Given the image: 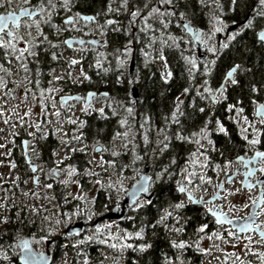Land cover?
I'll use <instances>...</instances> for the list:
<instances>
[{
  "label": "flooded vegetation",
  "instance_id": "flooded-vegetation-1",
  "mask_svg": "<svg viewBox=\"0 0 264 264\" xmlns=\"http://www.w3.org/2000/svg\"><path fill=\"white\" fill-rule=\"evenodd\" d=\"M245 1L246 3L243 8L242 2ZM41 3L42 0H28V4H25L24 0H11L9 6L7 0H5L4 7H0V15H19L21 7L29 8L30 11H35L36 6ZM54 3H56L58 7L48 23L41 21L39 14L33 16L31 20L27 16L20 15L19 21L16 25L9 23L6 31L0 33V36H3L5 40L9 39L6 35L7 31H13L14 34L19 33L22 39L13 41V43L16 44L17 50L23 48L25 41L32 44V40L29 39L28 33H31V37L36 41H40L39 43L34 44L29 50L30 52H33L34 55H30L29 51H25L23 56L19 59H17L16 54L13 53L10 48L7 50L9 53L7 56L5 55V49L0 48V79L4 81L3 87H0V125L5 122V120H10L14 129L10 142L7 146L5 145L3 147L5 154L3 156L4 167L2 169L4 170L3 176L0 175V205L3 206L0 207V214L3 209H5L3 212L8 214L11 218V224L17 218H26L29 225L35 223L37 232L42 236L48 232V236H50L49 239H40L38 237L41 242L42 240L44 241L40 253L46 251L48 248L54 255L55 250L62 246V248H75L80 255L83 244H89L90 246L96 247L94 254L101 259V262L97 264H103L107 255L112 259L111 254L120 253L124 249L122 251L119 248L113 250L107 244H100L94 237L96 227L101 226L103 235L100 239H106L109 232L121 236L124 231H128L124 230V221L132 216V208L129 209L127 216L121 220H104L96 223L95 221L98 217L107 214L114 208L121 209L122 207L121 202L124 198V194H118L116 190L109 188L103 192L104 196L99 199V202H97L98 204L96 202L94 203L95 205L93 204L91 211H84L82 214L73 215L75 212L65 210L64 203H72L74 201L79 203L81 202L80 199L83 198L87 201H91L92 198L98 199L100 183H93L90 182V180L82 182L79 181V176L77 177V180H74L73 182L68 181L66 184L61 183V181H64L63 174H67L69 166L73 167L75 172L82 171V169H88V173H95V175L97 172L108 170L109 172L108 174L105 173V176L107 178L110 177L117 179V175L113 172V169H116V167H110L107 163L100 166L101 158H103L104 161H109L111 160L112 150H115L118 153H123L124 147H122L123 141L120 137H116L115 139L111 138V144L109 146L101 143L92 144L85 142L83 135H81V133L83 134V129L80 121L85 123L87 117L92 115L95 116L94 118L96 119H103L102 116H104L107 109L109 112L111 110L112 113L115 111L116 114L114 115V121L118 123L123 117L128 124L126 127L122 128L118 123L119 127L114 131V136L117 132H124L130 128L131 130L128 135L129 142V140L136 137V133L130 125L128 114L124 112V108L131 107L133 109L132 113H135L136 111L139 90L137 89V100L130 98V92L132 87L136 86L135 82L138 68L143 67L142 59L157 61V56L159 55V50H157V48L162 45L173 46L172 41L169 39V35L180 37V39L175 41L176 45L194 47L195 49L196 42L190 34L183 31V25L187 22L190 23L192 27L200 29L203 33H208L214 23L213 17H219V19L224 22L225 27L223 32L216 33L213 37V41H210L209 43L215 42L218 44L223 41L228 43L229 46L239 45L246 41L249 42L246 35L253 32V35L255 36L254 43L264 46V42H261L258 39V33L264 30V19L256 17L255 15L254 10L259 7L258 0H236L235 4L232 3V0H173L171 7L175 9V14L171 17L167 14L160 17L155 13L152 16H148V11L153 5L160 9V11H165L170 7L167 4L162 5L158 3L157 0H127V4L124 7H121V0H111L110 4L109 0H70L67 11L64 8L59 7L61 0H54ZM145 3H147V8L144 7ZM217 4L219 5V8L217 7ZM109 7L112 11H106ZM135 10H140V15L133 20L130 13ZM180 12L184 13L183 20L180 19ZM77 13L81 14V16H93L95 19L94 21L79 20L76 16ZM69 16L73 17V23L76 24V28L80 29L79 31L72 29L70 24L64 23L65 19ZM145 16L148 17L146 20L143 19ZM248 18L253 19V28L241 31L240 28L243 25V22ZM44 19L47 20L48 17L45 16ZM109 19L113 20V24L104 26L105 21ZM160 20H164L165 23L168 24V27L164 28L160 23ZM32 21L39 22L40 30L44 34L43 36H37L35 27H29V24H31ZM98 24L104 26L102 31L98 29ZM145 24L150 27L145 28ZM236 24L239 26L233 30L232 28H235ZM52 25H56L60 31L57 33V28H53ZM116 29L119 30L117 31ZM231 33L238 34L229 42L227 41V34ZM44 37H46V39ZM69 39H75L77 41L72 43V46L69 47L67 44L63 43L64 40ZM81 40L84 41L83 44L78 43V41ZM91 41H95V43H91ZM185 41H187V43H185ZM111 45H121L123 48H120V50L112 55L107 48ZM147 46L152 47L155 54L150 56L147 55L146 57L145 53L140 54L136 49V47ZM125 49H128V51L125 52ZM225 49L218 52L214 63L208 64L210 71L207 79L209 81V87L213 89L223 82V77L230 67L233 65H239L238 63L232 64L229 62L223 64L221 62ZM203 50L206 54L201 60L198 58L196 49L195 52L190 50V52L185 54L197 59V69L193 73V79L191 82H189L188 79L189 72L186 70L185 85L174 97L173 108L176 106V100L178 97L179 100L182 101L179 107L180 111L183 112V115L186 110L203 108L210 119L209 122L211 123L210 125H207V127L211 129L209 139L212 140L213 144L208 145L207 141H202V143L207 149L206 154L209 156L210 161V166L204 170V173L211 177L212 182L210 184L206 183L202 185L206 191L197 190L193 195L194 198L198 200L203 197L204 201H211V204L188 202L183 195L176 191L178 186L177 182L174 185V190L178 196V200L185 201V207H194L200 212L201 220L204 224H207L208 227L205 229L204 233H197L196 229L198 227L195 230L188 232L191 235L193 234L192 239L193 243H195L194 250H191L192 248L187 249L186 247L184 249L172 248L173 250L170 252V256H168L167 253L163 257L164 260L162 264H167L168 258H171L172 264H176L175 258L178 254L184 264H191V261H195V259L198 260L199 264H203L205 256L204 252L199 250L202 249L201 239H199V237H208L213 230H220V226L215 224L214 218L210 213H207L205 209L211 205L220 204L222 210H224L225 213H228L231 218L234 216L246 217L251 208L248 196L251 195L252 197H255L258 191L257 189H254L249 193L247 189H241L240 181L244 179L242 174L236 175L231 184H229L226 174L223 171H212V165L216 163L222 164L224 159L234 161L237 155L245 156V158L252 155V150L247 146L246 141H244V147L242 150L236 149L232 154L228 153L227 155L222 151L220 153L218 150L217 152L220 154L217 157V152L213 150L215 147L213 136L219 135L226 137L230 134V128L234 130L235 127H237L239 136L246 134L251 138V129H248L247 133H242L241 129L244 128V125H238V123H234L230 118L235 115V112L234 109L231 112L228 111L227 105L233 104L234 106L242 107L244 109L243 115L247 116L250 121H256L255 127L260 133V138L262 140V143L257 145V148L264 150V125H261L259 123V118L253 115L255 106L252 103V100H255L258 104L264 103V91L262 93L250 92V94L246 96L242 90H234V88L238 87L242 82L239 75V73L241 74L242 69L238 68L237 72L234 73V78L237 79L238 83L236 85L228 84L225 92L226 98H221L214 106L211 105L210 102L202 100L196 95V92L200 91L203 93V80L205 79L203 70L205 63L212 60V54L208 53L204 46ZM118 57L122 63H118ZM112 58L115 60V66L117 67L114 78L111 76V63L109 62ZM132 58L135 60V71L133 77H130L129 64ZM71 60L78 61V63L70 64L69 61ZM183 62L187 69L188 65H186L184 60ZM21 64L25 65L27 71L20 67ZM84 75H87V80L84 79ZM54 77L61 78L57 80L54 79ZM123 84L126 85V88H128L127 85H129L130 88L128 93L124 95L116 92ZM185 87L189 89L187 94H184L182 91ZM49 89L52 91H48ZM89 92H94L96 94L91 98L90 107L84 104L83 99L77 100L74 98L67 103L61 101V97L64 96L76 95L77 97L83 98L86 97ZM41 99H43V108L41 105ZM237 101H240V103L237 104ZM55 103L59 105V115L57 117L59 118V116H61V124L67 126L65 133L59 132V121L55 119L54 116L47 117L48 114L46 112L51 110ZM189 105H191V107ZM32 108H41L46 111L42 114L41 126L44 133L41 135H35L28 129V126L32 124ZM77 108H86V111L81 110L75 112ZM101 108L103 109V115L98 111V109ZM25 112H27L28 115H25ZM183 115L178 114L179 120ZM19 116L22 118L17 121ZM69 119L75 121V123H69ZM217 119L220 120L222 125H224L222 119L228 124L227 126H223L226 129L227 135L217 130L215 124ZM237 120H239V117H237ZM18 125L19 131L16 132ZM172 126V140L176 141L177 139L174 134L176 131H180V129H178L175 123H172ZM29 133H31V135H29ZM189 134L190 133H186L182 135ZM75 136H79L80 139H73ZM101 145L108 149V151L99 152L94 150ZM23 146H25L28 151L30 162L26 159ZM205 148L200 149V151L203 152ZM92 149L97 155H100V160L92 157ZM193 151H195V146L193 147V150L187 153L185 160L179 164L177 168V181L182 179L181 169L188 166L186 162H190L192 159L190 153ZM53 153H55V155H53ZM200 159L202 160L203 158L200 157ZM30 164H35L37 166L38 170L36 174L32 173ZM13 165L15 166L13 167ZM235 166L236 165L234 164L233 167ZM57 169H59V174L53 178L52 173ZM156 169L162 168L157 166ZM189 170L196 172L197 175L193 178V183H198L200 169L198 167H191ZM240 171L242 173L243 169L241 168ZM227 175H232L231 168ZM255 175L257 179H264V177L259 176V173H256ZM34 176H37L36 182H34ZM92 177H94V175L89 174L86 176V179ZM218 183H222L223 188L225 189H230L234 185L239 186V189L241 190L237 191L235 195L238 198L242 195L241 198L243 199L241 201L238 199L236 202L237 207L240 208L238 211L229 212L227 201H221L220 199L211 200L213 198V193L217 191L215 185ZM45 184H51L52 187L46 188L44 187ZM35 190L38 191V194L34 193ZM26 193L27 195H25ZM114 193L118 196L121 195L119 200L113 197ZM34 195L42 197V200L46 202L44 203L46 211L47 207H49L50 210L49 202L54 205L53 208L51 207V213L48 211L45 212V214L48 213V215L43 214L37 221H33L31 218ZM220 196H223V192L220 193ZM2 197L4 199L3 202ZM78 203H75L76 207L79 205ZM245 203H249V208L240 207ZM16 210H19V216L13 214ZM40 210L42 211V208ZM52 212L55 213V215H58L56 217L57 220L60 218L65 219V214L71 215L69 222H63V228L61 231L55 229V227H58V223H51L52 218H54ZM92 212L97 213V215H93ZM173 215H179L180 217L179 210L173 212ZM45 217H47V219H45ZM18 221L19 220H17V222ZM256 221L257 223H260L261 228H264V215L257 217ZM75 222L83 223L82 232L77 236H67L65 233L66 226ZM184 222L185 219L181 216L177 225H173L170 220L168 226L169 228L174 226L183 227ZM6 224H9V222ZM17 224L20 225L21 223H15L12 226ZM104 225H108L109 227L104 228ZM159 225L160 224H157V226ZM223 229L232 230V228L227 225H223ZM167 232L171 234V239H173L175 234L177 235L174 231ZM25 234L24 231L21 233V235L26 236ZM246 235H251L257 245L245 247V244H242L240 250L235 251L236 253H228L226 264H231L233 257H235L234 264H241V262H243V264H262L258 251H264V244L260 242V238L256 231L241 234L240 239L234 241L241 244L246 241L244 239V236ZM221 236L224 241L231 238L228 237L227 232L223 230H221ZM86 237H93V239L88 240ZM21 238L24 237H20L19 239ZM18 240L15 243H17ZM174 240L179 242L183 239L178 236ZM59 241L61 243H59ZM186 242L189 241L187 240ZM111 243L118 242L109 240V244ZM122 243H124V241H122ZM3 250H5V253H13V255L16 252L15 248L9 246L7 243L0 245V255H3ZM253 250L257 251L254 252ZM13 255L8 259L0 256V264H11L13 261ZM16 257L18 262V251ZM124 264H127L126 261H124ZM210 264L219 263L218 261H213Z\"/></svg>",
  "mask_w": 264,
  "mask_h": 264
},
{
  "label": "trees",
  "instance_id": "trees-1",
  "mask_svg": "<svg viewBox=\"0 0 264 264\" xmlns=\"http://www.w3.org/2000/svg\"><path fill=\"white\" fill-rule=\"evenodd\" d=\"M245 3L246 1L242 2L243 8ZM246 37L249 39V42L246 41L243 44L227 47L223 52L221 62L223 64L229 62L232 64L238 63L240 65L239 68L242 69V72L241 74L239 73V75L242 82L238 87H235L234 90H242L246 96H248L251 92L252 85L257 86L258 93L264 91V46L254 43L255 36L253 35V32H250ZM107 48L109 53L113 55L116 51L120 50V48H123V46L111 45ZM136 49L140 54L147 53L149 56L155 54V51L150 46L136 47ZM157 50H159V54L162 53L164 55L165 60L161 61L158 58L157 61L142 59L143 67L138 68L136 76L135 85L139 90V99L137 101L135 113H132L131 116L128 115L130 125L134 129L136 137L127 142V146L124 147L123 153H120L116 157L111 156V160L115 161L116 169H113V172H115L116 175L117 172L121 170L122 166L128 165V167L123 168L125 188L129 187L137 179L138 174L141 172V167L144 164H149L151 167L150 174L152 176L150 191L154 193V197L152 200L148 201L147 204H144L141 208L133 211L131 219L124 221V230H128L129 232L138 230L143 226L145 228V238L143 240H137L135 238L125 240L124 243H131L133 247L126 248L123 251L121 250L122 252L120 253L111 254V262L113 264L120 258L123 260V263L126 261L127 264H162L164 260L163 257L167 253V255L170 256V252L173 250L169 241L174 240L178 236L184 241L188 240L190 242H187L186 244L187 249L192 248L191 250H194L195 243H193L192 239L193 234L191 235L188 232L195 230L201 224H204L201 220L200 212L196 208H187L185 206L179 209L180 217L183 216L185 219L183 226L184 231L177 235L175 234L173 239H171V234L167 232L162 224L157 226L156 223L159 217L163 214V209L167 208L169 204L179 201L174 190L178 175L177 168L179 164L185 160L187 153L193 150L194 147L190 142L172 140V123L166 126V133H163L160 136H158L157 133L162 126H165V117L171 115L174 106V97L181 91L186 82V67L182 56L187 52H190V50L195 52V49L194 47L182 45H178V47L162 45L157 48ZM109 62L111 63V76L114 78L117 69L115 66V60L112 58ZM165 62L168 64V71L172 73V77L168 79L167 83L161 80V67ZM127 87L128 88L123 84L116 92L122 95L127 94L130 89L129 85H127ZM126 98L128 99L127 96ZM206 114V111L201 112L198 108L186 110L182 118H180V124H176V126L180 129L182 134L196 132L200 127L204 126L205 120L209 122L210 119L208 118V114ZM145 116L148 118L147 123L141 128V123ZM94 117L95 116L93 115L88 116L85 123L82 125L85 142L92 144L101 143L109 146L111 144V138L114 137V131L119 127L118 123L114 121L115 117L112 111L110 110L109 112L107 109L104 116H102L103 119H96ZM210 123L211 122H209L208 125H210ZM222 123H224L222 126L228 125L224 119H222ZM43 133L44 131L42 128H37L35 131V135H41ZM229 133L230 134L226 137L219 135L213 136L215 141L214 149L216 152L219 150L220 153L222 151L227 155L228 153L232 154L236 149H243L245 140L238 135L237 127H235L234 130L230 128ZM163 135H169L170 137V140L168 141L169 148L163 152H159L156 142L158 139H162ZM145 136L148 139L147 144L144 142ZM133 149L135 150L136 155L141 157V159L134 165L130 164V161L133 159ZM220 153L217 152L216 156L218 157ZM173 160L175 163H172ZM157 166L166 169V171L161 172L162 169H156ZM133 168L138 169V174L133 173ZM85 170L86 169H82V171L74 172V175L77 177L79 176V181L82 182L90 180V182L94 183V181L99 180L98 199L92 198L91 201H87L83 198L80 199L81 202L79 203L77 201L64 203L65 210L70 212L74 211L77 215L82 214L84 211H91L93 204L99 202V199L104 196L103 192L109 189V182L115 184L117 180L105 176V173L108 174V170L97 172L94 177L86 179V176L89 174H87ZM157 172H161L159 180L156 179ZM169 173H171V175H169ZM111 189L115 190L114 188ZM113 197L117 200L120 199V196L116 195V193L113 194ZM75 203H78L79 205L76 207ZM80 209H83V211H80ZM13 214L19 216V210L14 211ZM92 214L97 215L95 212H92ZM169 222L170 220L166 221L167 224H169ZM15 223L21 224L12 226ZM150 224L152 227H148ZM23 231L26 233V236L21 235ZM48 235L49 233L46 232V234L42 236L37 232L35 223L29 225L26 218H21L18 222L17 220L14 221V223L12 222V224L10 222L0 231V245L7 243L9 246L13 247L12 245L20 237H45L46 239H49L50 236ZM60 241L59 243L62 242ZM141 243H147L150 246L143 251H140L137 246ZM95 249V246L93 247L89 244H83L81 254L79 255L75 248H58L53 255V264H58V258L63 253L68 256L65 264H84L83 257L85 255L89 258V264L100 263L101 259L94 254V251H96ZM191 262V264H199L196 259ZM11 264H18L16 254L13 255V261Z\"/></svg>",
  "mask_w": 264,
  "mask_h": 264
},
{
  "label": "snow or ice",
  "instance_id": "snow-or-ice-1",
  "mask_svg": "<svg viewBox=\"0 0 264 264\" xmlns=\"http://www.w3.org/2000/svg\"><path fill=\"white\" fill-rule=\"evenodd\" d=\"M158 3L160 4H167L170 7L168 9H166L165 11H160V9H158L157 7H155L154 5L152 6V8L148 11V16H152L154 13L157 14L160 17L165 16L166 14L168 16H173L175 14V9H173L171 7V5L173 4V0H157ZM7 3L11 4V0H7ZM25 4H28V0H24ZM111 3V0H109V4ZM232 3L235 4L236 0H232ZM5 4V0H0V7H4ZM69 4H70V0H61V3L59 5V7L64 8L66 11L69 8ZM127 4V0H121V7H124ZM258 4L259 7L258 9H255V15L256 17L262 18L264 19V0H258ZM58 5L56 3H54V0H42V3L37 5L35 8V11H30L29 8H23L21 7L19 10V15H0V33H4L9 25V23H11L12 25H16L19 21V16H27L30 20L33 16H36L37 14H39V18L41 21H43L44 23H48L51 20L52 15L54 14V12L56 11ZM145 8H147V3H145L144 5ZM217 7L219 8V5L217 4ZM106 11H112V9L109 7ZM131 17L133 20H135V18L137 16L140 15V10H135V11H131L130 13ZM45 16L48 17L47 20H45ZM77 18L79 20H83V21H94V17L93 16H88V15H83L81 16V14L77 13L76 14ZM180 19H184V13L180 12L179 13ZM148 17L145 16L143 17V19H147ZM214 23L213 26L210 30V32L208 33H203L200 29L198 28H194L190 25V23H185L183 25V31H185L186 33L190 34L191 37L193 38V40H198L202 46L205 47L206 51L210 54H212V60L209 62L205 63V67L203 70V74L205 76V79L203 80V93H201L200 91L196 92V95L199 96L202 100H206L208 102H210L211 105H215L216 103H218V101L221 98H226L225 97V92H226V88L228 86V84L230 83L231 85H236L238 83L237 79L234 78V73L237 72L239 65H233L232 67H230L226 74L223 77V82L216 88H211L209 87V81L207 79L208 73L210 71V68L208 67L209 63H214L215 62V57L218 54V52L222 51L223 49L227 48L229 45L226 42H219L218 44L213 42V43H209L210 41H213V37L215 36L216 33H221L224 30V22L221 21L219 19V17H213ZM65 24H70L72 29H75L77 31H79L80 29L76 28V24L73 23V17L69 16L65 19L64 21ZM160 23L164 26V28L168 27V24L165 23L164 20H160ZM113 24V20L109 19L105 21V25H110ZM101 25H97L98 29H100L102 31L103 27ZM254 26V21L252 18H248L246 20V22L241 26L240 30L243 31L244 29H250L253 28ZM29 27H35L36 29V33L37 36H43L44 34L41 32L40 30V25L39 22L37 21H32L31 24H29ZM53 28H57L56 25H52ZM145 28L150 27L149 25L145 24L144 26ZM117 31L119 29H116ZM60 31L59 28H57V33ZM238 33H231V34H227V41H232L235 37V35H237ZM6 35L9 39L5 40L3 36H0V48H4L5 49V55L7 56L8 53V49L10 48L12 50L13 53L16 54L17 59L21 58L23 56V53L25 51H29L30 48L36 44L39 43L40 41H36L34 38L31 37V33H28L29 39L32 40V44H29L28 41L24 42V46L23 48L17 50L16 44L13 43V41L15 40H20L22 39V37L19 35V33L14 34L13 31H7ZM206 37V39H205ZM46 39V37H44ZM258 38L259 41L264 42V30L260 31L258 33ZM169 39L172 41V45L178 47V45L175 44V41L177 39H180V37H174L169 35ZM64 44H67L69 46H71L70 41L69 40H64L63 41ZM79 44H83L84 41H78ZM91 43H95V41H91ZM185 43H187V41H185ZM128 49H125V52H127ZM30 55H34L33 52L29 51ZM147 53H145V56L147 57ZM55 58V57H54ZM157 58L161 61L165 60L164 55L161 53L157 56ZM183 60L185 61L186 65H188V68L186 69L189 72L188 75V79L189 82L192 81L193 79V73L196 71L197 69V59L194 57H190V56H183L182 57ZM118 63H122V61H120V58H117ZM70 64H75L78 63V61L75 60H71L69 61ZM21 68H24L25 71H27V68L25 67L24 64L20 65ZM172 76V73L170 71H168V64L165 62L162 64L161 67V80H163L165 83L168 82V79ZM61 77H54V79H60ZM84 79L87 80L88 77L87 75H84ZM38 83V82H37ZM4 85V81L2 79H0V87H3ZM199 87V86H198ZM27 91V90H26ZM48 91H52L51 89H49ZM184 94H187L189 92V89L187 87H185L183 90ZM258 91V88L256 85H252L251 86V92L252 93H256ZM95 93L89 92L87 94L86 97H75V99L80 100L83 99L84 104L88 107H90V103H91V98L93 96H95ZM106 96V94H105ZM35 99V98H34ZM64 98L61 97V101H63ZM180 103H182V101L179 100V98L177 97L176 100V106L175 108L172 109L171 111V115L169 117H165V126H162L157 135L160 136L163 133L167 132V125L171 124V123H175L177 125L180 124V120L178 118V114L179 115H183V112L180 111ZM240 101H237V104H239ZM253 105L255 106L254 108V116H258L259 117V123L261 125H264V103H257L255 100H252ZM41 105L43 108V99H41ZM110 106V105H109ZM191 107V105H189ZM53 107H55V105L53 104ZM234 109L235 115L230 117L234 123H238L239 124H243L244 128L241 129L242 133H247L248 129H251V138L248 137V135L246 134H242L241 138L243 140L246 141L247 146L252 150V155L248 158H245V156L242 155H237L235 157V160H228V159H224L223 163H216L214 165H212V171H217V170H221L226 174V178L229 184H231L233 178L236 175H240L242 174L244 179L242 181H240L241 184V189H247L248 192L250 193L252 190L257 189V195L255 197H252L251 195L248 196V201L250 202L251 208L249 211L248 216L245 217H232V219H229V217L225 214V211L222 210L221 205L220 204H215V205H211L209 207H207L205 209V211L207 213H210L211 216L214 218L215 224L220 226V230H213V232L208 235L209 239H215V240H221L223 239V237L221 236V230L226 231L227 232V236L228 237H232L234 238V240H239L240 236L238 234L240 233H251L253 229H255V231L258 233L259 238H260V242L264 243V228H261L260 223H257L256 218L264 215V179H257L256 177V173H259L260 177H264V150H260L259 148H257V145H260L262 143V140L260 138V133L258 132V130L255 127V120L250 121L249 118L245 115H243L244 113V109L242 107H238V106H234L233 104H228L227 105V110L228 111H232ZM82 111H86V108H82ZM98 111L103 115V109H98ZM199 111L203 112L204 109L203 108H199ZM124 112H126L129 116L132 115L133 109L131 107H126L124 108ZM115 111H113V115H115ZM25 115H28L27 112H25ZM53 115L58 116L59 112L56 111L53 113ZM237 117H239V120H237ZM147 117L145 116L143 118V121L141 123V128L144 127L145 123H147ZM69 123H75V121L69 119L68 120ZM118 123L120 124V126L126 127V125L128 124V122L122 117ZM208 121L205 120L204 122V126L200 127L198 131L196 132H192L189 135H182L181 131H176L175 132V137L177 140L180 141H185V142H190L192 144H194L195 146V151L190 153V156L192 157V159L190 160V162H186V164L188 166L184 167L181 169V174H182V179L177 181V188L176 191L178 193H180L181 195H183L186 200L188 202H196V203H200V204H211V201H204L203 197L200 198L199 201H195L194 200V192L199 190V191H206V189H204L202 187V185L208 183H211V177L207 176L204 173V170L206 168H208L210 166V161H209V156L206 154L207 149L205 148L204 144L202 143V141H207L208 145H212L213 142L211 139H209V133L211 131V129H209L207 127L208 125ZM81 126L83 125V121H80ZM216 124V128L219 132L224 133L225 135H227L226 129L222 126L220 120H216L215 121ZM131 129L129 128V130L124 131V132H117L115 134V136L113 137V139H115L116 137H120L122 138V147H126L127 146V142H128V135H129V131ZM29 135H31V133H29ZM81 135H83L81 133ZM73 139L79 140L80 137L79 136H75L73 137ZM170 140L169 135H163L162 139H158L157 140V149L159 152H163L166 149L169 148V143L168 141ZM144 142L145 144L148 143V139L145 136L144 137ZM0 147H3V145H0ZM205 148V150L203 152L200 151V149ZM75 150V149H73ZM96 151L99 152H104V151H108V149H106L103 145H101L98 149H94ZM213 150L215 151V149L213 148ZM120 153H118L115 150L111 151V155L113 157L118 156ZM53 155H55V153H53ZM132 156L133 159L130 161V164H135L137 161H139L141 159L140 156L136 155L135 150L133 149L132 152ZM200 157H202L203 159L201 160ZM107 163L110 167H114L115 166V161L109 160V161H104L103 158H101V165L103 166V164ZM172 163H175V161L173 160ZM236 165L235 167H233V165ZM15 165H13L14 167ZM124 167H128V165H124L122 166L121 170L119 172H117V181L115 182V184H113L112 182H109L108 187L109 188H114L117 193H123L124 195H127L129 197V199H131L133 201V208L132 210L135 211L136 209L141 208L144 204H147L148 201L143 199L142 197H140L141 193H146L149 191L150 187H151V179L149 177L146 176H141L140 179L134 183L132 185V189L131 191H129L128 189H126L123 185H124V177H123V168ZM191 167H198L200 169V175L198 177L199 182L198 183H193V178L196 177V172L195 171H191L189 170ZM231 168L232 171V175L228 176L227 173L229 172V169ZM243 169L242 173L240 171V169ZM33 170H35L34 166H33ZM134 174H138V169L133 168L132 169ZM166 171V169H162L161 172ZM75 172V169L71 166L68 167V172H67V177H70L71 175H73ZM86 173H88V170H85ZM161 172H157L156 173V179L159 180L160 176H161ZM59 174V169H57L56 171H54L52 173L53 178H55L56 175ZM88 174H92L95 175V173H88ZM169 175H171V173H169ZM47 178V177H46ZM35 182V179H34ZM68 182V180H64L61 181V183L66 184ZM95 183L99 184L100 181L96 180L94 181ZM44 187L46 188H51L52 185L51 184H45ZM216 188V192L213 193V198L214 199H220L221 201H227L228 197L231 195H235L237 191H240L241 189H235V190H230V189H225L223 188V184L222 183H218L215 185ZM223 192V196H220V193ZM27 195V193L25 194ZM138 197H140V199L138 200ZM184 200H180L177 201L175 203H171L168 205L167 208L162 210V215L159 217V219L156 221L157 224H162L163 227L167 230V231H174L177 234L181 233L184 231V228L182 226L179 227H172L169 228L168 224L166 223V221L171 220L173 225H177L179 222V215H173V212L178 211L179 209L184 207ZM3 205H0V207H2ZM237 205H233V204H229L228 205V211L231 212L232 208H236ZM240 207L243 208H249V203H245L243 205H241ZM33 211L35 212V209H33ZM80 211H83V209H80ZM76 213H73V215H75ZM67 215V214H65ZM45 219H47V217H45ZM129 219H131V217H129ZM235 221V223H234ZM0 222L6 223L7 220L4 217H0ZM56 223H59V221H56ZM228 224V225H232L233 229L232 230H225L223 229V225ZM104 228H108V225H104ZM148 227H152V225H148ZM208 227L207 224H201L197 229L196 232L197 233H204L205 229ZM119 231V229H118ZM103 235L102 231H101V226H97L95 229V233H94V237L95 239L100 243V244H107L110 248H112L113 250H117L118 248L120 250L126 249V248H132L133 245L131 243H122V241L125 240H129V239H137V240H143L145 238V228L143 226H141L138 230L132 231V232H128V231H124L123 234L121 236H117L111 232L108 233V236L106 239H100V237ZM203 236H200L199 239H203ZM40 239H45V237H41ZM86 239L90 240L93 239V237H86ZM244 239L246 241H248L249 243L245 245V247L250 246L251 242H252V237L251 235H246L244 236ZM109 240H113V241H117L118 243H111L109 244ZM171 244V247L173 249H184L186 247L187 242L184 240H181L179 242H176L175 240H170L169 241ZM227 242V241H225ZM197 244H198V240H197ZM13 247H19L20 249V260L22 262V264H36V257L32 251V249L29 247V241L27 239H19V241L17 243H14L12 245ZM150 245H148L147 243H141L139 244L137 247L139 248L140 251H143L144 249L148 248ZM234 246V245H233ZM202 252L207 251L206 249H199ZM260 258L262 260V264H264V253L260 254ZM5 259H7V257H5ZM176 264H184V262L180 259V255L178 254L176 256ZM239 259V258H237ZM84 264H89V258L87 255L84 256ZM167 264H172V260L171 258H168L167 260ZM241 264H243V262H241Z\"/></svg>",
  "mask_w": 264,
  "mask_h": 264
},
{
  "label": "rangeland",
  "instance_id": "rangeland-1",
  "mask_svg": "<svg viewBox=\"0 0 264 264\" xmlns=\"http://www.w3.org/2000/svg\"><path fill=\"white\" fill-rule=\"evenodd\" d=\"M54 105H55V107L52 106V109L48 110L47 112L45 111V109L32 108V110H31V113H32L31 122H32V124L28 126V129L30 130L31 133L35 134V131H36L37 128H42V126H41L42 114L45 113V112L48 114L47 115L48 118L50 116H54V118L59 121L58 130H59L60 133H62V132L65 133L66 132L67 126H64L63 124H61L62 123V117L59 116V118H58L56 115H53L54 112H56V111L59 112V105L56 104V103ZM81 110H82L81 108H77L75 110V112H79ZM21 118L22 117L19 116L17 121H19V119H21ZM4 123H7V124H4ZM18 131H19V125L17 126V131L16 132H18ZM13 132H14V129H13L12 122L10 120H5V122L1 123V125H0V145H3V147L5 145L7 146L8 143L10 142V139H11V137L13 135ZM3 147H0V170H1L0 175L1 176H2L3 170H4V169H2L4 167L3 156L5 154V150H3ZM116 147H117V145H116ZM118 148H119V146H118ZM92 157L95 158V159H99L100 160V155H97V153H95L93 151V149H92ZM138 176H139V174H138ZM63 179L64 180L67 179L69 182H73L74 180H77V176H75L73 174V176L71 175L70 177H67V174H63ZM128 182H129V180H128ZM211 182H212V180H211ZM128 188L129 187H126V189H128ZM235 189H239V186L234 185L232 188H230V190H235ZM34 193L38 194V191L35 190ZM120 194H122V193H120ZM241 197H242V195H240L239 198L236 195L229 196L228 200H227V207H228L229 204L236 205V202L238 201V199H240V201L243 199ZM3 201H4V199L2 197V202ZM44 203H46V202H44V200H42V197L36 196V195L33 196V201H32V208L33 209L36 210L38 207H41L42 211H43L42 212L43 214H45V212H47V211L49 213H51V207L53 208L54 205L51 204V202H49L48 204L50 205V210H49V207H47V211H46ZM239 209L240 208L236 207V208H232L231 211L232 212H236ZM3 211H5V209H3ZM36 211H38V210H36ZM32 212H33V210H32ZM45 215H48V213L45 214ZM52 215H53L54 218H52L51 223L52 224H57L56 221H59V223L57 224L58 227H55V229H57L59 231H61L62 228H63V222L64 221L69 222V220L71 218V215L67 214L65 219L60 218V219L57 220L56 217L58 215H55V213H53V212H52ZM37 217L38 216H36L34 214L32 220H35ZM226 241L227 242H225L224 239H221V240L209 239L208 237H204L203 239H201V247H202V249H206L207 250V251L204 252V256L205 257L203 259V264H210L213 261H218L219 264H226V261L228 259L227 258L228 253L239 251L240 248H241L240 246H242V244L246 245V244L249 243L248 241L247 242L246 241L242 242L241 244L237 243L236 241H234V239L232 237L230 239L226 240ZM43 242L44 241L42 240V242H41L39 238L38 239H36V238L32 239V243H33L34 247L37 249L38 252H41V249L43 248ZM250 245L251 246H256L257 245L256 241H254V239H252V242H251ZM3 251H4L3 255H0V256H3V258L7 257V259H8V258H11V256L13 255V253H8L7 254V253H5V250H3ZM253 251L255 252L257 250H253ZM258 252H259V255L264 253V251H260V250ZM67 257L68 256L65 255L64 253L61 254V256L58 258V264H65ZM234 260H235V257H233L231 264L235 263ZM103 264H113L111 262L110 256L107 255V258L104 260ZM114 264H124V263H123V260L120 258Z\"/></svg>",
  "mask_w": 264,
  "mask_h": 264
},
{
  "label": "water",
  "instance_id": "water-1",
  "mask_svg": "<svg viewBox=\"0 0 264 264\" xmlns=\"http://www.w3.org/2000/svg\"><path fill=\"white\" fill-rule=\"evenodd\" d=\"M245 22H246V20L243 22V24ZM238 26L239 25L236 24L235 28H232V29L235 30ZM69 41H70V44L72 46V43L76 42L77 40L69 39ZM195 42H196L195 48H196V51H197V55H198V58L201 60V59L204 58L206 53L203 50V46L201 45V43L198 40H195ZM71 46H69V47H71ZM134 71H135V60H134V58H132L131 61H130V64H129V75H130V77H133ZM92 93H94V92H92ZM75 97H77V96L76 95L75 96H64L63 97L64 98L63 102L67 103V102L73 100ZM130 98L133 99V100H137L138 99V97H137V87L136 86L132 87L131 92H130ZM256 117L259 118L258 116H256ZM23 147H24V152L26 154V159H27L28 162H30V156L28 154V151H27L25 146H23ZM98 148L99 147H97L96 149H98ZM30 165H31V168H32L31 169L32 173L36 174V172L38 170L37 166L35 164H30ZM33 166H34L35 170H33ZM141 176L149 177L151 179V181H152V176L150 175V165L149 164H145L143 166L138 178L128 188L129 191H131L132 185L134 183H136L140 179ZM34 179H35V182H36L37 181V176H34ZM140 197H142L145 200H151L154 197V193L151 192L150 189H149L148 192L141 193ZM140 197H138V200L140 199ZM194 200L195 201H199L196 198H194ZM211 200H215V199L212 198ZM192 203H196V202H192ZM121 206H122L121 209L114 208L111 211H109L107 214L98 217L95 222L98 223V222H101V221H104V220H121V219L125 218L127 216V214H128L129 208L133 207V201L131 199H129V197L127 195H124V198H123V200L121 202ZM225 214L229 217V219H232L228 213H225ZM234 223H235V221H234ZM225 225L230 226L233 229L232 225H228V224H225ZM82 227H83V223L82 222H75L73 224H70V225L66 226L65 233H66L67 236H77V235H79L82 232ZM252 232H255V229H253ZM241 234H246V233H240L238 235L240 236ZM257 235H258V233H257ZM24 239H27L29 241V247L32 249V251H33V253H34L35 257H36V264H52L53 255H52V253L50 252V250L48 248L46 249L45 252L39 253L33 247L30 238L26 237ZM18 262H19V264H22V262L20 260V249H19Z\"/></svg>",
  "mask_w": 264,
  "mask_h": 264
}]
</instances>
